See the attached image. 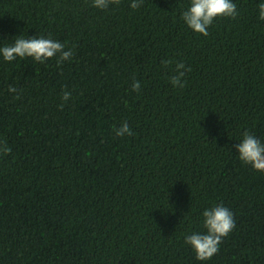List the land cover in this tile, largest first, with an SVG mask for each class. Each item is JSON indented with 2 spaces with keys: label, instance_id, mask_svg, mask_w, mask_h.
Returning a JSON list of instances; mask_svg holds the SVG:
<instances>
[{
  "label": "trees",
  "instance_id": "1",
  "mask_svg": "<svg viewBox=\"0 0 264 264\" xmlns=\"http://www.w3.org/2000/svg\"><path fill=\"white\" fill-rule=\"evenodd\" d=\"M132 2L0 0V48L43 37L74 53L0 54V264H264V172L236 148L245 132L264 144V0H232L239 15L206 37L181 19L191 0ZM166 59L191 69L183 89ZM218 205L235 228L199 261L185 238Z\"/></svg>",
  "mask_w": 264,
  "mask_h": 264
},
{
  "label": "clouds",
  "instance_id": "2",
  "mask_svg": "<svg viewBox=\"0 0 264 264\" xmlns=\"http://www.w3.org/2000/svg\"><path fill=\"white\" fill-rule=\"evenodd\" d=\"M120 0H93L92 6L99 10H107L110 5H119ZM143 4V0H133L130 4L132 9H138ZM259 19L264 21V2L258 5ZM239 15L236 3L232 0H191L190 7L181 14V19L195 33L208 36V29L212 26L217 18L227 17L236 19ZM0 54L7 62L15 61L18 57L21 59L32 58L35 62L41 64L49 59L57 60V67H60L65 61L71 60L73 51L65 50V45L50 38L19 37L11 46L0 48ZM165 68L175 63V74L170 78L173 87L184 88L185 82L182 79L190 68H186L183 62H175L171 59L161 61ZM141 83L134 81L132 90L139 92ZM9 93H15V99H20L22 89L15 86H9ZM71 93L67 90L63 93V100L66 102L70 99ZM61 109L63 105L60 106ZM115 134L119 137L131 136L132 129L128 123H123L119 128H114ZM237 151L239 159L246 165H251L254 170L264 172V144L260 142L254 135L245 132L242 142L238 143ZM0 151L7 155L11 149L3 142ZM204 227L206 234L193 233L185 238V243L190 245L199 261L210 260L220 250V244L235 228V220L233 213L225 206L218 205L203 212Z\"/></svg>",
  "mask_w": 264,
  "mask_h": 264
}]
</instances>
